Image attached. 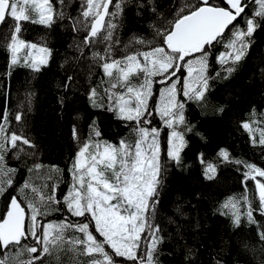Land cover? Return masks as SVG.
Wrapping results in <instances>:
<instances>
[{
    "label": "snow or ice",
    "instance_id": "snow-or-ice-1",
    "mask_svg": "<svg viewBox=\"0 0 264 264\" xmlns=\"http://www.w3.org/2000/svg\"><path fill=\"white\" fill-rule=\"evenodd\" d=\"M127 2L130 0H117L114 10H110L113 0H83L77 13L70 15L65 11L68 7L65 0H56V3L0 0V25L13 21L10 42L6 44L9 77L12 68L21 64L22 50H27L23 64L33 72L48 66L53 54L46 44L21 38L22 22L51 27L67 19L73 31L69 48L79 54L75 59L79 61L87 56L86 50L90 51L93 64L107 78L100 82L107 85L103 94L98 91L100 85L92 86L86 93L89 101L94 108H106L113 113L135 134L134 142L121 138L115 144L97 139L101 133L94 122L89 126L87 140L81 142L74 126L72 136L77 150L67 168L70 182L63 194V204L56 199L58 184L53 185L51 195L41 194L38 204L27 196L28 189L37 191L29 180L16 188L12 176L17 169L8 166L7 157L11 154L20 159L22 153L25 159L35 160L41 145L27 134L25 114L16 111L13 115L6 100L0 114V197L6 201L0 212V249L4 253L0 264H44L46 256L61 251L86 257L87 264H162L164 223L173 221L167 218L158 222L159 195L168 163L179 166L187 144L185 134L192 131L185 115L186 105L200 104L211 82L229 78L246 58L251 38L264 26L261 23L264 0H254L257 8L251 17L245 11L248 4L242 0H184L167 11H161L156 0L137 3V8L150 9L156 17L154 30L150 36L134 38L122 45L118 30L123 24ZM238 18L243 19L245 27L238 26ZM225 39L227 51L215 56L220 71L213 76L210 74L213 54ZM101 46L103 54L99 50ZM68 81L74 83L75 78L68 76ZM60 103L63 104V99ZM156 116L168 130L164 159L161 129L153 126ZM242 127L249 134L253 131L248 122ZM259 143L264 145V131ZM220 155L229 160L226 149H221ZM42 167L41 163H33L28 172ZM244 168L242 199L246 211L241 212L240 201L232 197L222 208L230 210L234 227H241L245 220L257 226L258 247L264 252V167L245 163ZM215 172V166L209 164L204 175L212 180ZM249 181H254L261 221L253 215V204L247 195ZM49 205L56 207L49 208ZM61 207L77 219L65 217L43 222L49 215L60 212ZM221 214L228 216L229 212ZM179 228L178 225L177 234ZM244 247L253 253L257 251V246L245 244ZM184 248L185 264H192L195 250L187 245ZM25 254L30 258L21 260ZM212 264L221 262L213 259Z\"/></svg>",
    "mask_w": 264,
    "mask_h": 264
},
{
    "label": "trees",
    "instance_id": "trees-1",
    "mask_svg": "<svg viewBox=\"0 0 264 264\" xmlns=\"http://www.w3.org/2000/svg\"><path fill=\"white\" fill-rule=\"evenodd\" d=\"M67 2L68 0L65 4L68 6ZM115 2L117 0H113L110 10H114ZM183 2L184 0H156L161 11H167L173 5ZM243 2L248 4L246 13L250 17L254 15L257 8L254 0ZM137 3L146 4L147 0H130L124 4L123 24L118 30L122 45L134 38L150 36L154 30L156 17L150 9L137 8ZM74 6L66 7L65 11L75 15L77 12ZM238 21V26L245 27L242 18H238ZM261 23L264 24V21ZM12 24L13 21L9 20L7 24L0 25V114L6 100L13 115L16 111L24 113L27 134L38 141L41 151L35 160L25 159L22 153L20 159L9 154L7 163L9 167L17 169L12 176L16 188L29 180L37 189L35 193L28 189L27 196L38 204L40 195H51L53 185L58 184L55 194L62 206L63 194H66L70 182L67 168L77 150L72 136L74 126L81 142L87 140L91 131L89 126L94 122L101 133L97 139L113 141L115 144L121 138L134 142L135 134L129 125L117 119L113 113L106 108H94L89 101L86 93L92 86L100 85L98 91L103 94V88L107 85H101L100 82L106 79L103 78L102 69L93 64L90 51L86 50L87 56L79 61L75 59L79 54L69 48L73 42V31L67 19L57 21L51 27L31 21L22 22L21 36L46 44L53 50V54L49 65L40 72L18 65L12 68L9 77L6 44L10 42ZM226 43L227 39L217 46L213 54L210 70L213 76L220 71L215 56L221 51H227ZM99 50L103 54L102 46ZM68 76H73L75 82L68 81ZM61 99L63 104L60 103ZM186 107L185 115L192 131L185 134L187 145L181 153L179 166L175 162L168 163L159 195L158 222H164L167 218L173 221L164 223V255L160 257L162 264H185L184 245L195 250L192 264H212L213 259L219 260L221 264H260L264 260V252L258 247L257 226L249 225L245 220L241 227H234L230 210L223 209L222 205L232 197L240 201V211L245 212L247 206L242 199L245 195L244 164L254 163L264 167V145L259 143L260 134L264 131V26L254 33L246 58L234 73L227 79H215L200 104L189 102ZM221 108L223 112L220 111ZM156 122L157 117L153 124ZM244 122H248L252 128L251 134L243 129ZM161 147L164 159L166 143ZM221 149L229 152L228 161L220 155ZM237 160L241 163L237 164ZM33 163H41L43 167L29 173L28 168ZM209 164L216 168L212 180L204 175ZM53 166L62 171H55ZM246 183L247 195L253 204V215L261 221L254 181ZM3 207L0 204V212H3ZM177 208L180 209L179 212ZM223 211H228L229 215H222ZM65 217L77 219L61 207L60 212L49 215L43 222L62 220ZM245 244L257 246V251L253 253L247 250ZM3 255V250L0 249V258ZM29 258L27 254L20 257L21 260ZM116 259L119 261L122 258ZM44 264H87V258L61 251L46 256Z\"/></svg>",
    "mask_w": 264,
    "mask_h": 264
},
{
    "label": "rangeland",
    "instance_id": "rangeland-1",
    "mask_svg": "<svg viewBox=\"0 0 264 264\" xmlns=\"http://www.w3.org/2000/svg\"><path fill=\"white\" fill-rule=\"evenodd\" d=\"M21 38H23V39H25V37L24 36H21ZM27 42H30V43H37L34 39H32V38H26L25 39ZM38 44H40V43H38ZM27 54V50L25 49V50H22V52L20 53V56H21V63H23V56L24 55H26ZM19 66H24V65H22V64H20ZM103 78H105L106 80H107V78L106 77H103ZM187 106V105H186ZM187 108V107H186ZM158 117V116H157ZM159 118V117H158ZM186 139V138H185ZM101 140H105V139H101ZM108 141V140H107ZM187 141V140H186ZM109 142H111V143H114L113 141H109ZM187 145V144H186ZM4 202V198L3 197H0V204H4L3 203Z\"/></svg>",
    "mask_w": 264,
    "mask_h": 264
},
{
    "label": "flooded vegetation",
    "instance_id": "flooded-vegetation-1",
    "mask_svg": "<svg viewBox=\"0 0 264 264\" xmlns=\"http://www.w3.org/2000/svg\"><path fill=\"white\" fill-rule=\"evenodd\" d=\"M66 1V0H65ZM53 2L54 3H56V0H53ZM68 7L67 8H72V6L73 5H75L74 7H75V10H76V12L78 11V9H79V5H80V3H79V1L78 0H68ZM70 4H73V5H70ZM70 5V6H69ZM57 7H58V4H57Z\"/></svg>",
    "mask_w": 264,
    "mask_h": 264
},
{
    "label": "bare ground",
    "instance_id": "bare-ground-1",
    "mask_svg": "<svg viewBox=\"0 0 264 264\" xmlns=\"http://www.w3.org/2000/svg\"><path fill=\"white\" fill-rule=\"evenodd\" d=\"M251 137V135H249ZM256 137V136H255ZM216 174V173H215ZM212 210V209H211ZM221 210V209H220Z\"/></svg>",
    "mask_w": 264,
    "mask_h": 264
},
{
    "label": "water",
    "instance_id": "water-1",
    "mask_svg": "<svg viewBox=\"0 0 264 264\" xmlns=\"http://www.w3.org/2000/svg\"><path fill=\"white\" fill-rule=\"evenodd\" d=\"M242 2H243V0H242Z\"/></svg>",
    "mask_w": 264,
    "mask_h": 264
}]
</instances>
